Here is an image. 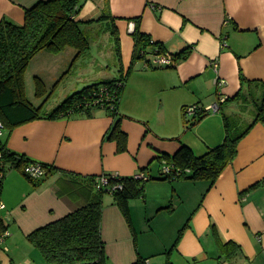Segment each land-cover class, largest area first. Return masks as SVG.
Listing matches in <instances>:
<instances>
[{
	"label": "crops",
	"instance_id": "1",
	"mask_svg": "<svg viewBox=\"0 0 264 264\" xmlns=\"http://www.w3.org/2000/svg\"><path fill=\"white\" fill-rule=\"evenodd\" d=\"M39 1L0 0V22L22 25L25 10ZM83 1L76 21L104 16L84 26L88 33L103 25L117 46L110 32L114 26L119 46L116 76L103 71V64L86 65L89 72L82 85L70 94L63 92L66 98L89 85L118 79L129 68L135 47L129 23L134 19H139L141 34L184 59L163 69H144L143 60L134 64L119 107L125 151L119 150L116 139H109L113 118L102 110L90 118L70 114L37 119L12 130L6 148L51 172L34 183L16 169L5 174L0 234L8 236L0 243V264H46L28 241L29 234L86 205L94 194L88 178L133 177L142 171L151 180L144 185L143 197L129 202L130 223L112 195L103 198L101 237L109 264H133L139 257L147 264H264L263 122L240 140L235 159L214 184L158 179L162 165L181 144L197 156L222 144L223 115L237 121L236 131L255 118V101L264 90V0ZM63 52L35 55L36 78L47 71L51 85L66 72L68 62L60 61ZM84 56H90V50ZM216 80L225 84L219 87ZM39 99L35 107L44 101ZM215 103L224 104L185 129L184 109Z\"/></svg>",
	"mask_w": 264,
	"mask_h": 264
},
{
	"label": "trees",
	"instance_id": "2",
	"mask_svg": "<svg viewBox=\"0 0 264 264\" xmlns=\"http://www.w3.org/2000/svg\"><path fill=\"white\" fill-rule=\"evenodd\" d=\"M83 4V0H42L25 10L22 25L7 20L0 22V122L5 132L4 140L0 139V191L7 171L16 169L26 176L24 168L33 163L25 156L9 151L5 145L6 138L13 129L33 120H56L70 114L90 118L94 111L102 110L113 118V125L108 132L109 139H116L119 150L125 151L127 136L119 130L123 118L119 107L130 71L134 64L144 60L146 55L165 52L160 43L141 34L139 19L133 21L135 26L132 35L135 47L132 63L118 79L84 87L65 98L49 112L43 110L46 99L40 106L35 107L25 97L23 75L30 61L39 52L46 50L59 53L70 47L77 52L76 58L88 54L90 42L84 32V26L95 21L101 22L104 16L87 22L76 21L75 18L82 10ZM110 28L117 43L115 49L118 58V37L115 35L114 26L110 25ZM181 55L174 54L176 62L184 59ZM40 90L42 91V88L37 89L39 94ZM238 97L247 100L244 94ZM193 109L192 116L184 109V115L187 117L185 129H191L208 114L205 108L198 105L193 106ZM255 111L253 121L241 131L233 130L235 121L223 115L225 138L222 144L209 148L203 155L197 156L190 147L181 144L179 150L169 158L172 173L165 175L161 168L162 174L158 179L205 180L210 185L214 184L235 159L240 140L256 123H264V90L260 100L255 101ZM50 172L51 169H47V175ZM102 177L107 179L106 185H100ZM88 179L94 194L86 205L27 236L46 264H109L101 237L103 196L112 195L123 216L130 223L129 202L143 197L144 185L151 177L148 176L147 180H137L133 177L103 174ZM31 181L34 183V180ZM146 261L147 259L139 257L133 264H147Z\"/></svg>",
	"mask_w": 264,
	"mask_h": 264
},
{
	"label": "rangeland",
	"instance_id": "3",
	"mask_svg": "<svg viewBox=\"0 0 264 264\" xmlns=\"http://www.w3.org/2000/svg\"><path fill=\"white\" fill-rule=\"evenodd\" d=\"M92 29H89L90 33H88L87 29L84 28V32L88 36L90 42V56H79L76 58L77 52L70 47L65 49V52L61 51L63 53L60 54V61L62 63L68 62L67 69L66 72L64 71L65 73L63 72L61 75H59V77H57V79H54L51 82V85H47V83L51 81V79L48 78L47 71H43L44 73L42 75L41 80L39 78H36L38 70L35 74V70L33 69V60L31 61L23 75L24 93L26 99L29 102L33 104V102H36L38 98H41L39 100L46 99L47 105H52L54 102H56V104L52 106H54L53 108L57 107V105L60 104L68 94H70L68 92H71L72 88L74 89L76 85H82L80 81L84 80L85 75L88 74L89 68L86 69V65L89 64H91V66H98L99 63L103 64L107 67H104L103 71L106 70L107 73L111 74V76H116V74H114L116 71L113 72V69L116 66L115 64L117 59L115 49L116 45L112 44V41L109 39L110 34H107L105 32L103 25L98 26V28H96L95 30ZM97 71L98 70H96V72ZM38 88H42V91L40 90L41 94L37 92ZM63 92H67L68 94L63 95ZM47 105L44 107L43 110L46 109ZM235 122L237 124V121ZM246 125L240 127L239 130L241 131L245 129ZM107 195L110 194H105L103 197ZM138 219L141 222V213H138Z\"/></svg>",
	"mask_w": 264,
	"mask_h": 264
},
{
	"label": "built area",
	"instance_id": "4",
	"mask_svg": "<svg viewBox=\"0 0 264 264\" xmlns=\"http://www.w3.org/2000/svg\"><path fill=\"white\" fill-rule=\"evenodd\" d=\"M135 23L132 21L129 23V30L133 31L134 30ZM174 54H170L168 52H163L159 54H152V55H146V58L143 60L144 64L143 67L144 69H163V68H169L172 66H175V58ZM213 66L216 68L217 63L214 62ZM216 85L217 86H222L225 84L224 81L222 80H216ZM219 109V104L215 103L214 105H211L206 108L207 112H217ZM193 107H189L186 109V112L188 113L189 116H192L193 114ZM4 134L3 130V125L0 122V137H2ZM1 157V153H0ZM189 172V171H187ZM24 173L30 180H38L43 177H46L47 175V168L42 166L39 163H30L24 168ZM162 173L165 175H170L172 173V167L169 165V163H165L162 165ZM114 177H120L118 174H112ZM134 179L137 180H147L148 176L140 172L138 174L133 175ZM175 178V176H174ZM108 183L107 179L102 177L100 179V185H106ZM0 208L3 209L4 206L0 205ZM8 236V232H3L0 234V243H3L6 237Z\"/></svg>",
	"mask_w": 264,
	"mask_h": 264
}]
</instances>
